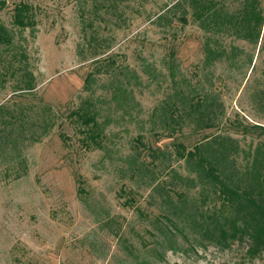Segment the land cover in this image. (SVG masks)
I'll list each match as a JSON object with an SVG mask.
<instances>
[{
	"label": "rangeland",
	"instance_id": "1",
	"mask_svg": "<svg viewBox=\"0 0 264 264\" xmlns=\"http://www.w3.org/2000/svg\"><path fill=\"white\" fill-rule=\"evenodd\" d=\"M6 1L0 18L25 59L11 66L12 54L2 52L0 121L10 118L8 111H23L26 133L40 137L20 143L21 177L7 173L0 158V264H132L127 245L141 253L168 236L181 249L158 264H264V256L248 255L247 241L199 246L188 222L179 221L178 231L163 217L177 219L157 190L182 193L175 195L179 207L184 199L185 208L209 209L202 193H212L193 182L196 173L176 156V143L192 148L205 136L222 137L242 170L264 144V130L256 127L264 126V31L258 45L223 39L229 58L206 66L207 33L191 13L189 24L178 20L179 10L170 8L175 0H25L36 13L35 36L12 23L20 0ZM97 67L87 89L86 77ZM29 79L35 88L21 91ZM85 99L105 124L103 149L83 147L71 115ZM198 100L185 122L170 118L171 127L164 125L163 108L186 114L184 102ZM130 196L135 202L127 206ZM107 216L118 217L121 236L113 232L117 225L100 222ZM162 221L176 235L164 236Z\"/></svg>",
	"mask_w": 264,
	"mask_h": 264
},
{
	"label": "trees",
	"instance_id": "2",
	"mask_svg": "<svg viewBox=\"0 0 264 264\" xmlns=\"http://www.w3.org/2000/svg\"><path fill=\"white\" fill-rule=\"evenodd\" d=\"M237 1V5H232L231 0H175L170 7L179 10L174 12V15L183 25L189 24L188 14L191 13L193 21L207 33L204 43L206 66H213L224 57L229 58L230 52L223 40L227 37L246 40L255 45L260 42L264 31V0ZM6 6L7 1L0 0V12ZM12 23L20 29L30 28L32 35L35 36L37 20L34 6L25 0L16 3L13 7ZM18 47L13 31L0 18V59H3L2 52L12 54L9 61L11 66L15 60L25 59L19 56L22 52L17 50ZM98 69L99 67L88 73L85 80L87 89H91ZM34 88L29 79L20 90L31 91ZM186 102L184 107L189 110H185L186 114H176L177 117L173 112L179 107L175 106L171 114L163 108L161 119L167 128L171 127L170 118L180 124L192 116L194 108L201 106L200 100L190 103L188 107ZM94 105L92 99H85L83 105L71 112L74 120L80 124L79 129L83 133L82 145L87 150L105 147V124L98 119L99 112ZM4 109L5 107H1L0 112ZM171 109L172 107L169 110ZM22 112L15 114L8 111L10 118H3L0 121V158L3 159V163H7L6 172H14L17 178L22 176L26 160L20 143H23L27 137H40V133L37 136V131L26 133L27 126ZM43 122L44 119L39 118L37 123L42 124L43 132L46 133L48 124ZM256 127L264 130L263 125L256 124ZM61 135L64 136L62 133ZM235 150L234 147L231 149L224 138L219 136H205L192 148H188L181 142L176 143V156L186 160L190 170L196 173L199 179L193 177V182L204 184V190L208 187L212 193L206 196L203 192V202L208 199L213 206L202 210L193 203L188 209L184 207L183 199L182 202L180 201L182 206L179 207V200L176 201L175 195H182V193L175 189L173 190L175 195L170 190L164 193L165 187L158 185L157 190L162 194V201L166 200L170 203L172 207L170 211L177 219L168 214H163V217L178 231H181L178 226L179 221L188 222L199 246H207L208 242L226 248L236 240L247 241V253L251 258L264 256V144L251 151L252 160L246 164L244 170L236 168L237 160L233 155ZM79 182L83 184L82 179ZM80 190L85 192L83 185L80 186ZM134 202V197L130 196L124 204L129 206ZM187 203L190 204L189 201ZM139 211L144 215L143 210L139 209ZM100 222L106 226L117 225V229L113 232L121 236L122 228L118 217L107 216ZM162 222L165 229L161 227L160 232L164 236L167 235L166 231L176 235V231H173L169 224ZM182 233L185 234V231L183 230ZM166 239L164 243L158 239L156 244L159 246L145 245L141 253L137 251L134 244L127 245V253L134 260L132 264H158L165 261L169 250L181 249L175 245L172 238L168 236ZM160 245H163L162 248Z\"/></svg>",
	"mask_w": 264,
	"mask_h": 264
}]
</instances>
